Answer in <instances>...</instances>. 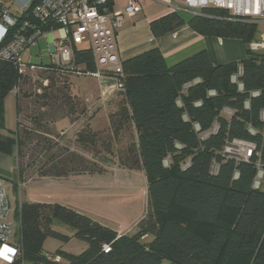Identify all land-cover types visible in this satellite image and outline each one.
Returning a JSON list of instances; mask_svg holds the SVG:
<instances>
[{"label":"trees","instance_id":"obj_1","mask_svg":"<svg viewBox=\"0 0 264 264\" xmlns=\"http://www.w3.org/2000/svg\"><path fill=\"white\" fill-rule=\"evenodd\" d=\"M38 2L19 21L34 22L32 10ZM184 25L202 35L241 39L247 55L217 64L201 50L170 65L155 46L122 61V99L110 119L114 135L133 122L137 141H129L128 151L148 179L147 210L137 232L119 234L61 203L23 201L15 239L20 253L11 264H264V50L249 47L258 39V26L228 9L208 6L200 14L172 11L153 20L151 30L158 37ZM75 54L77 64L96 69L91 48L77 47ZM45 72L60 81L68 77L56 70ZM24 77L11 62L0 61V151H17L20 180L102 171L91 165V160L97 162L94 156L86 157L90 141H77L78 150L49 138L32 139L36 129L21 130V122L12 133H3L5 98L14 88L21 90ZM61 96L68 102L67 114L84 113L83 101L71 89ZM21 97L28 95L16 96L18 119ZM32 121L42 129L49 122L41 113ZM236 140L254 146L251 157L227 151ZM29 141H37L34 148L41 154L26 162ZM260 171L263 177L256 187ZM59 226L69 227L88 242L87 248L78 254L46 253V238H69ZM148 235L154 237L149 242ZM63 254L67 261L57 259Z\"/></svg>","mask_w":264,"mask_h":264},{"label":"rangeland","instance_id":"obj_2","mask_svg":"<svg viewBox=\"0 0 264 264\" xmlns=\"http://www.w3.org/2000/svg\"><path fill=\"white\" fill-rule=\"evenodd\" d=\"M47 40V37H41L37 43L31 45L24 52L23 59L26 62L49 65L51 58ZM79 46L89 47V43ZM40 54H42V58L39 56ZM25 76L24 78L26 79L22 82L21 90L20 87L19 89L17 88L16 93V96H23L24 92L28 95V98L21 97V111L18 119V122H21V130L29 127L34 128L37 132L33 131L30 138H49L51 141H55L57 138L60 139L57 142L59 146L69 145L78 150H80L79 144H77V141L72 140L79 139L82 136L97 137V139L102 141H90L91 145L96 146L94 148V146L90 145V152L86 154V157L90 159L94 156L98 163L91 160V165L94 163L95 168H100L101 170L107 168L108 171L101 176L90 174L69 182H56L53 185L29 184L21 187L19 185L13 186L14 176L11 178L7 177L6 188L13 210L11 220L15 227L14 238L16 239V231L19 227L18 212L22 200H49L54 196L70 201L69 204L75 205L81 213L90 216L105 226L111 227L119 233L135 234L138 230V223L147 210L149 189L145 170L141 168V163L139 160L137 161V157L128 151L129 141H112L115 138L118 139L121 131L115 135L112 131L110 122L111 102L119 104L121 99L117 97L122 92L116 91L113 94H117V97L108 100V97H105V88L100 78L93 75H77L73 73L63 79L64 81L67 80L65 83L62 80H58L57 76L45 71H32ZM51 77L53 78V83L50 80ZM46 88H48V91H46ZM70 89L74 94L87 100L86 104L88 109H90L91 125L98 133L90 131L87 122L88 114L83 115V117L80 116V122L74 124V126H72L70 119L67 117L58 119L56 127L51 124L57 117L66 112L68 102L61 95ZM21 91L22 93H20ZM44 93H47L48 97L45 99L39 98ZM81 100L80 98L78 99V101ZM37 113L44 114L45 119L50 120V122H46V125H48L47 129L35 126L32 118ZM77 117L78 115L73 116V119ZM44 131L47 136H45ZM131 135L130 126L127 125V128L122 130L121 136L129 138ZM36 142H27V148L25 149V154H23L26 162L33 160L35 156H40V150L36 151V148H34ZM227 149L230 150L232 155L239 156L243 151V146L234 143L228 145ZM0 153L3 152L0 151ZM6 157L9 159L7 161L8 165L11 162L13 163L12 168L14 171L17 164L15 153H8ZM43 157H45L44 154ZM131 164H134L136 168H131ZM123 165L130 168H122ZM36 168L38 167L36 166ZM59 227L69 232L72 231L67 226ZM61 228L57 230H61ZM153 238V235H148L145 241L149 242ZM61 241L64 243L62 250L67 254H78L88 246V242L74 235H69L68 239H61ZM68 258V255H62L64 261H67Z\"/></svg>","mask_w":264,"mask_h":264},{"label":"built area","instance_id":"obj_3","mask_svg":"<svg viewBox=\"0 0 264 264\" xmlns=\"http://www.w3.org/2000/svg\"><path fill=\"white\" fill-rule=\"evenodd\" d=\"M34 1L0 0V61L11 62L23 76L32 71L55 70L64 75L74 73L96 76L105 88V97L124 89L123 60L117 48L118 29L126 16H135L143 10L142 0H129L120 10L110 7L112 0H39L32 10L35 21H19L21 14ZM238 4L181 0L180 6L174 10L184 9L200 14L205 7L217 6L229 9L232 16L245 21L258 23L264 20V0H239ZM14 5H18L20 11L12 13L11 7ZM55 30L61 33L52 40L49 65L26 62L23 59L24 52L47 32L53 33ZM8 35L11 37L5 42ZM84 43H89L93 52L96 66L94 71L76 63V48ZM249 47L252 50H264V33L252 41ZM13 92L16 94L17 88ZM234 143L243 146L241 155L245 159L252 156V144L239 140ZM262 177L263 172L260 171L256 177V187L260 185ZM6 183V179L0 175V250H6L5 257L12 263L17 259L20 247L14 242L15 227L11 220L13 210ZM105 249L109 250L110 247L105 245Z\"/></svg>","mask_w":264,"mask_h":264},{"label":"crops","instance_id":"obj_4","mask_svg":"<svg viewBox=\"0 0 264 264\" xmlns=\"http://www.w3.org/2000/svg\"><path fill=\"white\" fill-rule=\"evenodd\" d=\"M26 1L27 0H23V2H26ZM128 1L129 0H112L110 2V7L113 10H120L128 3ZM142 3H143V10L135 16H126L121 27L118 29L117 48H118V54L122 60L130 56H133L135 54L141 53L155 46L161 49L168 64L170 65H173L179 62L180 60L188 56H191L201 50H206L212 62L217 63V64H222V63H226L230 61H240L246 57L247 46L241 39L202 35L196 32L194 29H192L189 25L181 26L169 33L156 37L151 30V22L172 11H175L174 10L175 7L180 6L181 0H142ZM180 10L190 12L184 9H180ZM11 11L12 13L20 11L19 6L18 5L12 6ZM256 24L258 26L257 37L260 38V36L264 33V20ZM60 33H61L60 30H55L53 33L47 32L46 35L43 36V37H47L48 39L47 43L49 47V53L52 49L53 38L59 36ZM39 56L42 58V54H40ZM72 94L73 96H76L84 101L85 111L83 114H81V117H83V115L85 114H88L89 118L87 122H88V127L90 131L94 133H98V131L94 129L91 125L90 109H88L87 104H86L87 100L74 94L73 92ZM115 97H117V94H113L107 99L112 100V98H115ZM117 98L122 99V95H119V97ZM4 107H5V129L2 131L4 134H10L12 133V131L16 130L17 124H18V116H17V111H16V94L13 91L10 92L8 96L5 98ZM111 107H112V110L110 112V115L118 110L119 104H117L116 102H111ZM224 113H226L227 115H230L231 110L225 109ZM63 117L69 118L72 123V126H74V124H78L81 119L80 116L77 117L76 119H73V116L67 114V111H66L65 113L57 117L51 124L54 127H56V121ZM110 122H111V119H110ZM128 125L130 126V132L132 134L131 137L126 138V137L121 136V133H122V130H121V133L118 136V139L115 138L112 141H137V133H136L133 122H130V124ZM55 141H60V139L56 138ZM72 141H102V140L97 139V137H95V138H89V139H76ZM13 153H15L16 158H17V164H16V167L14 168V171L12 168L13 163L11 162L10 165H8L7 163V161L9 160L8 157H6V154L0 153V175L5 177L6 181H8L7 177L11 178L14 176L13 177L14 180L12 182L14 187L16 185H19L21 187V186L29 185V184L53 185L56 182H60V183L69 182L78 177H83V176H87L90 174L92 175L98 174V176H101L102 174L104 175L106 171H108V169L105 168V170H102L100 172H84L82 174L70 175V176L60 177V178L41 177V178L30 179L28 181L22 182L19 178V172L17 169L18 168L17 151L14 150ZM122 168H130V167L123 165ZM25 201L51 202V203L57 202V203H61V204L71 206L77 209L75 205L69 204L70 201L61 199L58 196H54L53 198L49 200L29 199ZM17 209H18V205H17ZM60 232L63 234L70 235V236L73 235V231L69 232L68 230H65L63 228H61ZM119 234H122V233H119ZM14 242L17 244L16 240H14ZM60 242H62L61 239H58L56 237L50 236L46 238L45 243H44L45 252L48 254H54L56 253V251L62 250L64 243L62 242L63 243L62 244ZM5 251H6L5 249L0 250V264H11L10 262H8V260L5 257ZM58 257L59 259H62L61 256H58Z\"/></svg>","mask_w":264,"mask_h":264},{"label":"bare ground","instance_id":"obj_5","mask_svg":"<svg viewBox=\"0 0 264 264\" xmlns=\"http://www.w3.org/2000/svg\"><path fill=\"white\" fill-rule=\"evenodd\" d=\"M203 1H217L219 3H224V4H232V5H239V0H203Z\"/></svg>","mask_w":264,"mask_h":264}]
</instances>
